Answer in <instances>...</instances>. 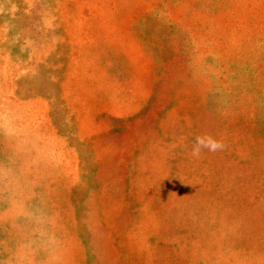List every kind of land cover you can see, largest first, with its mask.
Returning a JSON list of instances; mask_svg holds the SVG:
<instances>
[{
    "label": "rangeland",
    "instance_id": "1",
    "mask_svg": "<svg viewBox=\"0 0 264 264\" xmlns=\"http://www.w3.org/2000/svg\"><path fill=\"white\" fill-rule=\"evenodd\" d=\"M0 264H264V0H0Z\"/></svg>",
    "mask_w": 264,
    "mask_h": 264
},
{
    "label": "clouds",
    "instance_id": "2",
    "mask_svg": "<svg viewBox=\"0 0 264 264\" xmlns=\"http://www.w3.org/2000/svg\"><path fill=\"white\" fill-rule=\"evenodd\" d=\"M222 147L223 145L219 141L209 135L197 136L192 147V155L198 156L202 148H206L210 152H215Z\"/></svg>",
    "mask_w": 264,
    "mask_h": 264
}]
</instances>
